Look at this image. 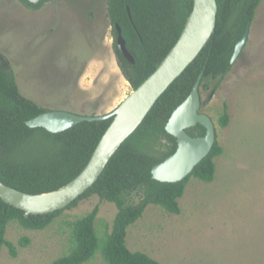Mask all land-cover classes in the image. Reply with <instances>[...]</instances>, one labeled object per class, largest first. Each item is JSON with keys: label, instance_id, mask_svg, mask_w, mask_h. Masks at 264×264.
<instances>
[{"label": "rangeland", "instance_id": "374dc122", "mask_svg": "<svg viewBox=\"0 0 264 264\" xmlns=\"http://www.w3.org/2000/svg\"><path fill=\"white\" fill-rule=\"evenodd\" d=\"M114 41L103 0H50L38 10L20 0H0V54L22 96L47 112L106 115L134 91L118 67ZM225 104L230 122L221 128ZM202 112L214 121L224 148L215 160V181L191 179L179 199L180 215L150 205L128 229L127 247L161 264H264V1L242 54ZM98 204L96 229L104 238L118 210L93 196L45 230L12 223L6 239L18 256L4 247L0 264H52L67 255L68 224ZM23 238L30 240L26 247L20 245ZM87 264L105 262L97 254Z\"/></svg>", "mask_w": 264, "mask_h": 264}, {"label": "trees", "instance_id": "16d2710c", "mask_svg": "<svg viewBox=\"0 0 264 264\" xmlns=\"http://www.w3.org/2000/svg\"><path fill=\"white\" fill-rule=\"evenodd\" d=\"M50 0L34 5L20 0L34 10ZM114 35V53L118 67L133 90L138 89L159 67L179 40L192 13L193 0H103ZM264 0H217L218 17L215 34L195 62L188 67L158 100L136 132L110 160L99 180L65 210L47 215L28 216L0 199V255L7 247L12 258L18 248L6 239L12 223L31 231L49 228L66 210L93 196L117 207L112 230L100 238L96 229L100 213L98 204L90 213L69 223L71 248L67 255L52 264H87L101 254L105 264H161L148 255L129 250L128 229L140 220L150 205L170 215H180L181 199L191 179L212 183L216 179L215 160L224 155L216 142L210 154L192 174L178 183H162L152 177V169L172 156L177 140L166 131L173 112L189 97L200 75L201 110L220 89L231 72L236 45L255 21ZM127 8L130 9L132 21ZM120 27L128 51L135 59L131 64L117 46ZM203 94L206 95L203 99ZM47 110L22 96L14 71L0 54V180L20 192L40 195L57 191L73 181L87 166L113 118L83 122L53 134L43 128L31 129L27 122ZM94 116V115H93ZM230 122L225 104L218 119L221 128ZM192 137H203L200 125L188 129ZM102 239V242L101 240ZM30 240L23 238L22 247Z\"/></svg>", "mask_w": 264, "mask_h": 264}, {"label": "water", "instance_id": "95a60500", "mask_svg": "<svg viewBox=\"0 0 264 264\" xmlns=\"http://www.w3.org/2000/svg\"><path fill=\"white\" fill-rule=\"evenodd\" d=\"M28 1L37 5L43 0ZM193 2L192 13L175 46L157 70L113 112L101 116H83L65 111H50L26 123L31 129L43 128L57 134L83 122L113 118L112 124L99 142L89 163L73 181L57 191L31 195L15 190L0 180V199L4 203L24 211L26 217L47 215L65 210L99 180L110 160L141 126L169 87L195 62L215 34L219 11L217 0H193ZM127 11L132 21L130 9L127 8ZM250 27L236 45L231 65H234L242 54L249 39ZM117 31L119 50L131 64H135V59L127 49L119 26ZM202 78L203 74L200 75L189 97L173 112L167 123L166 131L176 138L178 148L172 156L153 167L152 177L156 181L178 183L185 180L210 154L217 142L215 123L201 110ZM198 125L206 129V135L190 136L187 130Z\"/></svg>", "mask_w": 264, "mask_h": 264}]
</instances>
